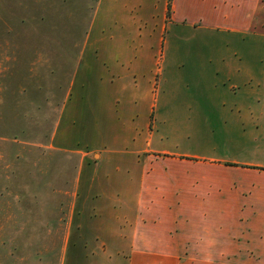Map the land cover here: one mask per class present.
Wrapping results in <instances>:
<instances>
[{
    "label": "crops",
    "instance_id": "crops-1",
    "mask_svg": "<svg viewBox=\"0 0 264 264\" xmlns=\"http://www.w3.org/2000/svg\"><path fill=\"white\" fill-rule=\"evenodd\" d=\"M75 10V33L55 36L52 50L38 36L21 35L17 52L0 41L1 67L21 59L19 96L30 107L14 138L44 140L37 146L72 161L65 191L13 199L36 203L16 207L29 257L65 264L70 250L111 251L104 258L126 252L127 264H206L204 251L221 248L219 220H264V165L231 159L264 130V74L246 61L252 52L199 53L200 105L211 108L190 114L179 98L190 56L162 46L170 31L177 43L187 33L212 43L264 37V0H76ZM40 67L50 85L28 79ZM97 203L133 210L110 218ZM258 233L236 245L261 250Z\"/></svg>",
    "mask_w": 264,
    "mask_h": 264
},
{
    "label": "rangeland",
    "instance_id": "rangeland-1",
    "mask_svg": "<svg viewBox=\"0 0 264 264\" xmlns=\"http://www.w3.org/2000/svg\"><path fill=\"white\" fill-rule=\"evenodd\" d=\"M75 2L76 0H0V41L9 40L10 43L8 45L12 47L14 52H17L19 46L17 41L20 40L21 35L38 36L43 40L41 41L45 46L43 50L45 52L46 50H52L48 49L47 46L52 45H49V42L55 40V36L69 37L75 33L71 32V30L76 18L74 16L76 10L73 15L69 13L70 11L72 12V9H75ZM172 36L173 31H170L166 37V42L162 46L163 52L179 50L190 56L189 60H187L189 75L185 76L187 87L184 88L182 96H179V98L189 103L185 104L184 107L191 111L190 114H193L196 110L201 111L211 108L210 106L200 105V101L207 98L202 92V76L199 75L201 66L199 53L218 51L222 53H231L233 51L252 52L253 56L246 61L250 62V64L252 63L254 68L263 71L262 74H264V37L261 35L248 37L244 42L228 38L225 39L226 41L215 40L214 43L205 42L207 39L206 35L195 33H187L184 36L185 40L178 43L171 41ZM10 40L13 42L11 43ZM43 61L44 59H42ZM20 62V58L10 60L9 68L6 67L5 69L0 65V264H59L52 260H46L42 263L35 260L34 257L33 259L30 258L28 251L29 234L21 235L18 233V228L14 227L15 222L17 221L18 224L16 223V226H18L23 217L19 215L16 209L17 206L24 205L29 208L34 207L33 210L36 209L35 202L22 204L14 202L15 200L13 199L15 197L52 194L54 189L65 191L66 183L73 175L72 161H68L62 155L54 156L37 146V143H42L44 140L38 138H14L17 129L22 124L21 114L24 113L25 109L30 108L22 106L26 103L19 96L22 92L19 85V80L22 76L21 68H19ZM26 66H24V70H26ZM28 79L34 83L50 85L54 76L50 74V70L47 67H40L38 70H33L29 73ZM38 93L35 91V96L33 94L30 98L41 99V101L53 98L51 93H46L47 95H43L42 92ZM253 98L255 99V96ZM23 100H26V98ZM16 102L22 106L20 109L14 107ZM160 104L162 105V101ZM161 105L158 107L161 108ZM178 109L184 110L180 106H178ZM47 117L50 118L51 115L49 114ZM33 119L36 120V118ZM38 124L39 122L36 125L34 124V129L37 128ZM17 135H20V132H17ZM238 146L236 148L237 153L233 152L231 159L264 165V130L262 134L253 140L247 137L244 143L243 139L241 145ZM226 166L229 165L226 164ZM227 179H229V175L225 171L222 172V192L225 190V184L228 183L225 181ZM102 205L97 203V206H100L110 218L123 215L122 212L128 213L133 210L132 203L125 205V211H120L121 204L102 203ZM15 211L17 214H14ZM90 215L91 213L89 212L87 217H90ZM32 216L36 218L35 214ZM84 218L87 219L85 216ZM25 219L27 221V215H25ZM85 219H83V222ZM210 221L216 223L217 220ZM234 223L235 225H233ZM219 224V228H216L217 224L213 226L214 230L220 229L221 231V248L220 251H204L206 264H264L263 235H261L263 241L259 244L261 250L255 249L256 245H240L242 248H239V244L236 245L242 237L241 234L245 236L249 234V237L252 235L253 238H258L260 236L258 232H264V220L222 218L219 220ZM230 232L236 234L234 242H229L228 235ZM251 232L254 234H251ZM256 233L257 235H255ZM225 236H227L228 241ZM105 253L110 256L116 254V252L111 251L70 250L66 253L65 264H127L126 252H120L121 256L124 257L120 260H108L104 258L105 255L103 254ZM192 253L200 255L202 252Z\"/></svg>",
    "mask_w": 264,
    "mask_h": 264
},
{
    "label": "trees",
    "instance_id": "trees-1",
    "mask_svg": "<svg viewBox=\"0 0 264 264\" xmlns=\"http://www.w3.org/2000/svg\"><path fill=\"white\" fill-rule=\"evenodd\" d=\"M169 13H170V6H169Z\"/></svg>",
    "mask_w": 264,
    "mask_h": 264
}]
</instances>
